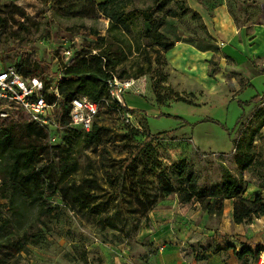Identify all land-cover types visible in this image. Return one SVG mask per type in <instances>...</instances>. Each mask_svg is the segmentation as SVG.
<instances>
[{
  "label": "rangeland",
  "instance_id": "374dc122",
  "mask_svg": "<svg viewBox=\"0 0 264 264\" xmlns=\"http://www.w3.org/2000/svg\"><path fill=\"white\" fill-rule=\"evenodd\" d=\"M101 1L0 0V64L23 67L22 52L28 49L44 60L41 67L51 61L54 70L60 69L68 50L77 56L89 41H96L94 29L106 33L109 20L96 8ZM133 1L132 7H147L155 0ZM177 1L170 6L179 8L181 2ZM185 3L188 13L168 16L162 30L169 39L192 43L208 50V55L179 67L166 52L164 64H155L151 72L137 79H117V87L113 86L123 87L126 105L137 109L134 122L139 133L134 135L135 126L126 120L124 109L109 108L102 101L96 119L108 128L102 145L78 148L68 125L58 123L46 125L48 140L77 153L81 169L76 178L88 175L94 164L101 182L108 186L111 164L119 166L115 159L129 155L151 134L165 165L186 159L204 187L219 184L227 167L247 187L243 200H254L259 194L264 196V101L256 105L245 101L264 94V52L254 51V39H222L228 36L219 31L214 11L227 6L236 21V34L249 38L257 27L264 26V0ZM177 95L191 103L179 101ZM58 110L52 112L54 119ZM14 112L13 117L0 119V125L27 119L21 110ZM256 129L255 162L242 170L236 160V144L242 135ZM131 179H138L136 173L129 174L128 181ZM41 202L26 215L27 233L13 235L19 247L1 248L0 264H257L264 254L263 217L253 223H236L234 210L227 216L225 207L219 217L199 203L182 205L177 193L158 199L149 212L150 221L142 219L138 230L124 221L119 228L104 227L93 214L66 203L58 192H51ZM12 214L9 199L0 197V227L6 232L14 230L7 225ZM218 243L222 251L203 258ZM248 246L262 247L261 256L239 259L236 251Z\"/></svg>",
  "mask_w": 264,
  "mask_h": 264
},
{
  "label": "trees",
  "instance_id": "16d2710c",
  "mask_svg": "<svg viewBox=\"0 0 264 264\" xmlns=\"http://www.w3.org/2000/svg\"><path fill=\"white\" fill-rule=\"evenodd\" d=\"M61 1L46 0V3ZM175 1L155 0L147 7H132L133 0L97 3L96 8L109 20L106 33L94 29L96 41H89L88 47L75 56L72 63H63L58 70L53 69L51 61H45L41 67L44 60L37 52L23 49L25 65L21 70L26 76L38 75L54 80L62 71L59 84L62 100L57 114L59 126L69 123L70 103L79 97L106 100L109 108L137 111L125 105L124 95L125 104L110 99L111 89L117 87V79H137L151 72L155 64L165 63L164 55L176 41L169 39L162 28L168 16L178 17L189 11L185 0H178L181 2L179 8H172L170 5ZM156 12H160L159 15ZM18 24L22 25V22ZM52 84L48 82L49 86ZM177 96L179 101L191 103L186 97ZM47 98L51 102L55 100L50 94ZM262 101L264 94H257L245 103L256 105ZM68 130L78 148L102 145L108 134V128L97 121L90 131L70 127ZM133 132L134 135L139 133L136 127ZM258 133L259 129H256L244 134L236 144V160L242 170L249 169L255 162L254 142ZM48 138L47 126L34 121L12 120L0 125V197L9 199L13 214L7 225L14 227L10 232L0 227V259L4 246L19 247L20 242L14 241L13 235L21 231L27 233L25 218L28 211L40 206L51 192L60 193L66 203L93 214L104 227L112 228H119L120 222L124 221L138 230L142 219L150 221L149 212L158 199L173 193L178 194L182 205L199 203L209 214L219 217L224 213L225 201L234 199L236 223H253L256 218L264 217V196L259 194L254 200H243L247 187L232 170L224 167L223 180L213 187H204L200 184L199 174L186 159L165 165L151 134L135 145L129 155L115 159L119 166L111 164L113 169L108 186L101 182L94 164L88 175L76 178L75 174L81 169L77 153L68 152L62 145H53ZM131 172L136 173L137 180L128 181ZM221 251L222 245L218 243L203 258ZM262 251V247L255 250L248 246L236 254L243 260L246 255L260 257Z\"/></svg>",
  "mask_w": 264,
  "mask_h": 264
},
{
  "label": "built area",
  "instance_id": "2783aa9c",
  "mask_svg": "<svg viewBox=\"0 0 264 264\" xmlns=\"http://www.w3.org/2000/svg\"><path fill=\"white\" fill-rule=\"evenodd\" d=\"M74 59L75 56L68 50L65 63L70 64ZM48 78H43L38 75L26 76L18 65L4 67L0 64V119H9V117H13V110L15 112L16 110H21L27 115L26 120L34 121L41 125L58 123L57 115L56 119H54L52 112L55 108H60L62 100V95L59 90L62 71H60L58 78L54 80H51V77L50 79ZM49 81L53 82L51 86L48 85ZM116 83L118 84L117 80ZM123 92V87H113L110 92V97L114 102L117 101V103L125 104L122 96ZM49 94L55 99L52 102L47 98ZM70 104L68 127L80 131H90L101 113L102 101H95L88 97H79L74 98ZM135 117L134 112L125 109L126 120L138 128L136 122H134ZM263 263L264 254L261 256V261L257 264Z\"/></svg>",
  "mask_w": 264,
  "mask_h": 264
},
{
  "label": "crops",
  "instance_id": "0c3cea01",
  "mask_svg": "<svg viewBox=\"0 0 264 264\" xmlns=\"http://www.w3.org/2000/svg\"><path fill=\"white\" fill-rule=\"evenodd\" d=\"M215 18L218 24V29L222 33V35L228 36L227 38H222V39H229V40H236V39H254L255 42V48L254 51L257 52L258 54H261L264 52V26H259L257 27L256 34L252 37H241L240 35L236 34L238 32L237 26H236V21L230 11V9L227 6H220L215 9ZM255 30V29H254ZM230 35V36H229ZM177 52L180 55H183L184 62H181L179 57H177L176 60L173 59V57L178 56L172 53ZM169 57L172 58L174 64H177V66H187L188 64H193L196 61H200L204 56L208 55V50L205 49H200L197 46L193 45L192 43L188 42H177L175 46L168 51ZM234 199H227L226 200V215L229 216V213L234 210ZM225 210V209H224ZM264 218V217H263ZM215 264V263H214Z\"/></svg>",
  "mask_w": 264,
  "mask_h": 264
},
{
  "label": "bare ground",
  "instance_id": "6f19581e",
  "mask_svg": "<svg viewBox=\"0 0 264 264\" xmlns=\"http://www.w3.org/2000/svg\"><path fill=\"white\" fill-rule=\"evenodd\" d=\"M173 54L178 55V56L173 57L174 60H176L177 57H179L180 61H181V62H184V64H186L185 61H184V58H185V57H184L183 55H180V54L177 53V52H173L172 55H173ZM200 70H201V69H200ZM200 72H201V71H200ZM201 75H202V74H201Z\"/></svg>",
  "mask_w": 264,
  "mask_h": 264
}]
</instances>
